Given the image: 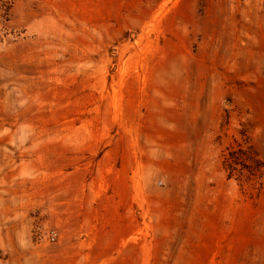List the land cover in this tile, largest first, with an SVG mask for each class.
Listing matches in <instances>:
<instances>
[{
    "label": "rangeland",
    "instance_id": "rangeland-1",
    "mask_svg": "<svg viewBox=\"0 0 264 264\" xmlns=\"http://www.w3.org/2000/svg\"><path fill=\"white\" fill-rule=\"evenodd\" d=\"M0 264H264V0H0Z\"/></svg>",
    "mask_w": 264,
    "mask_h": 264
},
{
    "label": "trees",
    "instance_id": "trees-1",
    "mask_svg": "<svg viewBox=\"0 0 264 264\" xmlns=\"http://www.w3.org/2000/svg\"><path fill=\"white\" fill-rule=\"evenodd\" d=\"M248 163L249 166L248 169L250 170L251 174H257L258 171H261L262 163L258 160V158L255 155H250L248 156ZM230 167H233L234 164H239V158H233V159H228ZM226 160V161H228Z\"/></svg>",
    "mask_w": 264,
    "mask_h": 264
},
{
    "label": "built area",
    "instance_id": "built-area-1",
    "mask_svg": "<svg viewBox=\"0 0 264 264\" xmlns=\"http://www.w3.org/2000/svg\"><path fill=\"white\" fill-rule=\"evenodd\" d=\"M54 237H55V235H54V233L52 234V239L54 240Z\"/></svg>",
    "mask_w": 264,
    "mask_h": 264
}]
</instances>
